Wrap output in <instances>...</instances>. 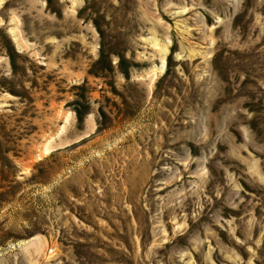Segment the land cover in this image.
Listing matches in <instances>:
<instances>
[{
	"label": "rangeland",
	"instance_id": "obj_1",
	"mask_svg": "<svg viewBox=\"0 0 264 264\" xmlns=\"http://www.w3.org/2000/svg\"><path fill=\"white\" fill-rule=\"evenodd\" d=\"M0 264H264V0H0Z\"/></svg>",
	"mask_w": 264,
	"mask_h": 264
}]
</instances>
